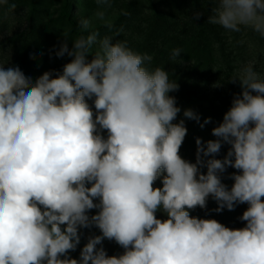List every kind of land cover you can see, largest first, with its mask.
<instances>
[{"label": "clouds", "instance_id": "obj_1", "mask_svg": "<svg viewBox=\"0 0 264 264\" xmlns=\"http://www.w3.org/2000/svg\"><path fill=\"white\" fill-rule=\"evenodd\" d=\"M95 2L111 31V0ZM212 2L207 23L264 37V0ZM79 27L72 48L65 42L55 53L70 58L55 76L33 82L18 66L0 65V264H264V76L255 62L231 78L242 91L212 129L217 139L196 138L193 163L180 155L187 128L184 119L174 123L181 108L169 93L179 85L169 72L150 70L152 56L126 40L90 30V19ZM180 54L173 49L171 58ZM183 116L200 122L192 109ZM223 144L229 150L215 158ZM228 167L236 170L231 188L221 178ZM209 197L218 213L247 204L245 226L191 216ZM91 226L102 235L71 258L79 229ZM104 239L123 254L97 249Z\"/></svg>", "mask_w": 264, "mask_h": 264}, {"label": "rangeland", "instance_id": "obj_2", "mask_svg": "<svg viewBox=\"0 0 264 264\" xmlns=\"http://www.w3.org/2000/svg\"><path fill=\"white\" fill-rule=\"evenodd\" d=\"M100 7L95 0H0V65L5 68L18 66L33 82L45 72L53 76L61 73L70 58H60L55 53L65 42L71 49V39L82 34L79 21L90 19V30H98L101 36L112 35L114 39L126 40L132 50L151 55L152 61L147 67L150 70L165 68L170 81L179 85V89L169 95L176 98L181 108L174 123L184 119L187 128L180 155L195 163L196 138L203 142L217 139L212 129L223 121L234 96L242 91L239 81L233 83L231 80L234 74L254 61V70L264 76V37L251 29L236 33L207 23L214 7L212 0H111V7L105 9V19L113 23L111 31L95 17ZM123 11L129 14L125 16ZM198 12L199 19L195 15ZM64 32L69 39H65ZM177 48L181 54L172 59V50ZM91 58L89 55L88 59ZM185 109L199 114L200 122L185 118ZM206 118L211 120L201 128ZM102 134L107 135L106 131ZM229 148L230 145L223 144L215 158L223 159ZM201 171L206 173L207 169ZM235 171L228 167L221 174L222 182L229 188L233 184L229 177ZM154 187H162V177L155 181ZM216 208L217 203L209 197L206 208L196 207L189 211L191 216L215 219L226 227L239 228L234 219L214 211ZM97 212L98 209H92L88 215L91 217ZM156 215L159 219L167 218L162 212ZM79 232L80 244L68 253L77 260L88 239L102 235L95 226L81 228ZM101 247L108 256L124 252L114 240L104 239L97 249Z\"/></svg>", "mask_w": 264, "mask_h": 264}, {"label": "trees", "instance_id": "obj_3", "mask_svg": "<svg viewBox=\"0 0 264 264\" xmlns=\"http://www.w3.org/2000/svg\"><path fill=\"white\" fill-rule=\"evenodd\" d=\"M246 207H247V204H246V205H245V204H237V205L235 206L234 210L229 211V210H227V209L225 208L224 210H222V211L220 212V214H221V216H222V215H227L229 218L234 219V220L236 221L235 226L241 228V226H242L243 224L245 225L246 222L241 221V220L239 219V217H241L242 214H243V212L247 209ZM244 225H243V226H244ZM243 226H242V227H243Z\"/></svg>", "mask_w": 264, "mask_h": 264}]
</instances>
